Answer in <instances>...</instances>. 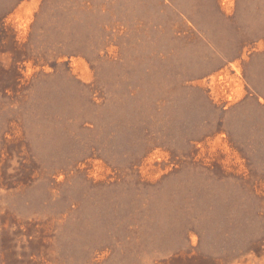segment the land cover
I'll use <instances>...</instances> for the list:
<instances>
[{
	"label": "rangeland",
	"instance_id": "obj_1",
	"mask_svg": "<svg viewBox=\"0 0 264 264\" xmlns=\"http://www.w3.org/2000/svg\"><path fill=\"white\" fill-rule=\"evenodd\" d=\"M0 264H264V0H0Z\"/></svg>",
	"mask_w": 264,
	"mask_h": 264
}]
</instances>
